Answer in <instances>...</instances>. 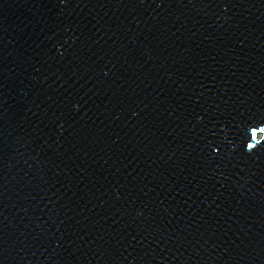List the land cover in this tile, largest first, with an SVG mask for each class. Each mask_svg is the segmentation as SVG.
Returning <instances> with one entry per match:
<instances>
[{"label": "water", "instance_id": "1", "mask_svg": "<svg viewBox=\"0 0 264 264\" xmlns=\"http://www.w3.org/2000/svg\"><path fill=\"white\" fill-rule=\"evenodd\" d=\"M261 122L264 0H0V264H264Z\"/></svg>", "mask_w": 264, "mask_h": 264}, {"label": "snow or ice", "instance_id": "2", "mask_svg": "<svg viewBox=\"0 0 264 264\" xmlns=\"http://www.w3.org/2000/svg\"><path fill=\"white\" fill-rule=\"evenodd\" d=\"M264 123V122H261ZM259 132H264V127H261L260 125H251L249 126V133H248V138L251 141H256V143H251V142H245L246 148L249 150H252L257 147L258 144H261L264 142V140H257V136ZM215 154H219L221 152V148L219 146H216L214 149Z\"/></svg>", "mask_w": 264, "mask_h": 264}]
</instances>
